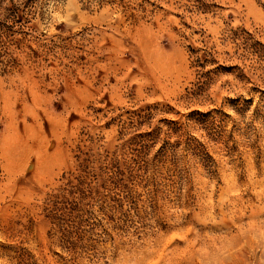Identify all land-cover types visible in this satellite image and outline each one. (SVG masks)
<instances>
[{"label":"rangeland","instance_id":"obj_1","mask_svg":"<svg viewBox=\"0 0 264 264\" xmlns=\"http://www.w3.org/2000/svg\"><path fill=\"white\" fill-rule=\"evenodd\" d=\"M0 264H264V0H0Z\"/></svg>","mask_w":264,"mask_h":264},{"label":"trees","instance_id":"obj_2","mask_svg":"<svg viewBox=\"0 0 264 264\" xmlns=\"http://www.w3.org/2000/svg\"><path fill=\"white\" fill-rule=\"evenodd\" d=\"M8 28V27H7ZM4 33H6V32H4ZM4 35V34H3ZM3 35H1V36H3Z\"/></svg>","mask_w":264,"mask_h":264}]
</instances>
